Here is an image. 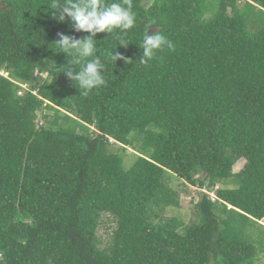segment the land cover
<instances>
[{"label":"trees","instance_id":"1","mask_svg":"<svg viewBox=\"0 0 264 264\" xmlns=\"http://www.w3.org/2000/svg\"><path fill=\"white\" fill-rule=\"evenodd\" d=\"M176 180L215 198L153 222ZM260 220L264 0H0V264H257Z\"/></svg>","mask_w":264,"mask_h":264},{"label":"rangeland","instance_id":"2","mask_svg":"<svg viewBox=\"0 0 264 264\" xmlns=\"http://www.w3.org/2000/svg\"><path fill=\"white\" fill-rule=\"evenodd\" d=\"M42 76H46V74H42ZM127 156L124 158V165L128 167L133 160V152L128 149ZM130 163V164H129ZM245 164L244 159H241L236 162L233 166V172L236 173L242 169L243 165ZM183 182L181 181H173L169 186L174 187V190L177 192L176 197L179 201L178 207L169 206L165 210H163L159 214L158 219H153L155 223H163L166 220L175 219L178 223L182 224L183 226H189L191 223L197 221V217L195 214L196 211V203L197 199L200 197V193L208 194L212 199L215 198V195L212 191H208L205 187L202 189L199 186H190L187 185L183 187ZM231 185L227 184L224 187H230ZM218 186H216L217 188ZM215 188V189H216ZM107 216H103L101 218V224L98 228V235L101 237V240L106 243L110 240L111 230L115 227V223L108 220ZM259 225L264 227V220L259 221ZM260 261L257 264H264V258L260 254Z\"/></svg>","mask_w":264,"mask_h":264}]
</instances>
